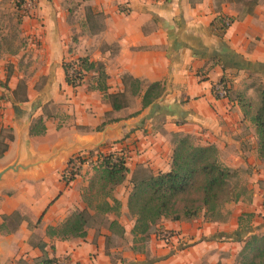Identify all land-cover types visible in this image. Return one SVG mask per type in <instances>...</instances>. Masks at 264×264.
<instances>
[{"label":"crops","instance_id":"obj_1","mask_svg":"<svg viewBox=\"0 0 264 264\" xmlns=\"http://www.w3.org/2000/svg\"><path fill=\"white\" fill-rule=\"evenodd\" d=\"M251 1L82 0L83 15L74 39L73 28L65 18L47 17L43 27L38 22L30 24V40L35 45L42 42L34 51L38 58L36 66L41 69L36 81L29 85L26 82L27 102L15 100L12 92L21 79L11 71L10 91L0 106L5 109L11 106L14 111L11 116L0 118V133L12 129L14 141L0 159V170L14 163L19 153V161L28 164L49 159L61 147L76 146L29 171L13 173L0 187L7 190L0 191V225L5 223V217L16 216L19 220L12 230L6 225L8 220L6 227H0V264L44 256L41 243H47L45 253L49 258L67 259L70 264H114L111 255L119 256L117 264H144V261H150L147 264H203L200 252L205 246L212 251L217 248L228 251L231 260L224 258L222 262L232 264L242 241L227 237L228 233L239 227L243 214L264 210L263 203L256 198L257 179L264 180L258 137L254 136L251 120L236 93L233 95L234 90H239L244 74L249 79L264 77V0H256L253 12L237 19L241 8ZM88 8L104 15L102 30L89 27ZM221 17L234 19L226 31L220 29ZM82 57L105 65L110 94L125 90L123 74L146 85L161 83L164 92L152 104L153 112L149 107L137 116L131 113L123 118L115 117L119 121L99 130L105 115L114 110L105 94L94 88L93 78L97 74L90 72L78 88L70 86L65 78L63 63ZM6 77L0 73L1 81ZM41 78L43 82L47 80L44 88L52 91L51 99L60 105L62 117L47 115V122L42 117L46 132L32 135L38 112L24 116L21 112L17 114L15 107L30 103L32 90ZM223 78L229 82L231 78L234 80L230 82L232 92L225 99L218 98L212 90ZM41 116L43 113L38 118ZM97 126L94 133L86 132ZM177 133L192 136L199 145L216 146L221 162L227 167L239 170L252 166L253 178H257H252L255 183L251 186L255 198L226 205L231 221L205 222L203 215L179 222L165 220L163 229L175 235L165 242L152 234L143 253H135L132 242L130 250L125 252L107 249L111 232L106 225L90 228L85 238L60 241L46 235L49 227L59 226L74 212L87 208L83 194L95 172L89 169L88 163L84 164L80 174L68 184L65 171L68 161L75 157L74 152L106 148L108 152L104 154L124 155L129 169L127 180L113 192L121 202L120 215L107 217L111 221L117 219L130 236L134 219L131 225H125L124 219L130 215L128 198L132 175L139 169L168 172L174 148L172 135ZM35 233L43 235L38 243L32 242ZM224 239L226 242L221 243ZM209 261L213 264L212 257Z\"/></svg>","mask_w":264,"mask_h":264},{"label":"trees","instance_id":"obj_2","mask_svg":"<svg viewBox=\"0 0 264 264\" xmlns=\"http://www.w3.org/2000/svg\"><path fill=\"white\" fill-rule=\"evenodd\" d=\"M24 2L25 0H20L19 6L21 9H23ZM256 4L257 1L252 0L244 5L239 11L237 19L240 20L251 14ZM86 19L91 29H103L104 25L100 23L104 20L102 13H97L88 8ZM225 19L226 17H221L218 20L221 26L220 29L223 31H226L234 22V19L230 18L231 24L226 26L224 25ZM92 22L96 23L95 26ZM63 69L66 82L73 88L82 86L85 77L90 72L96 73V77L93 78L96 82L94 88L105 94V98L116 112L129 107V97L141 98L142 109L132 116L141 114L164 92L161 83L146 85L142 80L129 74H123L122 80L125 90L110 94L108 93V75L105 65L102 62H93L89 57L65 61ZM11 76L12 73L9 71L6 80H0V87L10 91ZM221 81L229 87L228 92L230 95L232 88L229 80L223 78ZM12 93L17 102L28 101L27 86L24 81L20 82L17 89ZM236 97L245 115L250 118L251 123L256 128L259 155L264 157V86L259 90L260 103L254 109V112H251L253 107L251 102L248 101L246 93L239 92ZM15 109L18 110V107H15ZM117 121L119 119L106 121L99 127V130H102L107 124ZM5 131L2 130L0 133V159L8 151L9 143L14 141L13 130L8 129L7 135H4ZM45 132L46 126L43 118L40 117L33 124L31 133L32 135H41ZM172 143L174 148L168 172L153 173L139 169L132 175V190L128 198V210L130 216L134 219V228L130 232V236L133 237L132 250L135 253L145 251L152 233L155 232L156 236L160 237L165 232L162 226L163 221L179 222L203 215L205 222H219L223 217L224 207L241 200L242 193L238 191L237 185L233 183L235 178L238 177L239 170L227 167L221 162L220 153L216 146L199 145L192 136L182 133L173 134ZM95 158V173L83 194L87 208L74 212L61 225L49 227L46 235L52 240L67 241L85 238L88 230L94 227V223L98 221L101 215L104 219L99 221L100 224L104 225L108 221V229L111 232L107 237V249L110 248L114 235H120L121 238L127 239L126 231L119 221L117 219L111 221L107 217L108 214H114L116 217L120 215L121 202L114 197L113 192L127 180L129 169L126 165V158L124 155L115 153H99ZM87 161V159H82L80 156L71 157L65 171V181L68 184L80 172L81 167L77 172L73 170L75 165H83ZM245 217L253 218L254 214H243L239 219V229L243 228L242 221ZM8 219L10 217L4 218L5 223ZM5 223L0 227H6ZM244 228L250 236L246 241H242L245 244L239 253L240 264H264V235L253 233L250 231V226ZM170 234L175 235L172 231ZM236 235H240V233H236ZM237 240L241 241L239 238ZM46 246L47 243L40 244L44 256L33 261L22 258L19 260V264H58L61 259L49 258L45 253ZM52 248L55 249L54 246Z\"/></svg>","mask_w":264,"mask_h":264},{"label":"rangeland","instance_id":"obj_3","mask_svg":"<svg viewBox=\"0 0 264 264\" xmlns=\"http://www.w3.org/2000/svg\"><path fill=\"white\" fill-rule=\"evenodd\" d=\"M20 0H0V73L7 75V73L10 71H14L16 76L21 79L20 82L22 83H30L37 80L36 75L37 72L40 71L41 66H36V62L38 61V58L35 57L34 51L37 50V46L41 45L42 42L36 43V45L30 40V29H31V23L38 22L42 27V22L45 21L47 17H57V18H65L67 19L69 25L73 28L72 29V38L74 39L77 35V24L80 22V18L83 15V8L81 7L82 0H34V6L33 4L29 6V1H27L26 9H21L19 6ZM33 6V7H32ZM101 21V20H98ZM101 23V22H100ZM243 78L240 80L239 90H234L233 95L239 92L246 93V97L248 98V101L252 104V111L254 112V109L259 105L260 103V97H259V90L264 86V77L261 78L259 76H253L250 79L246 74H244ZM23 77V78H22ZM49 77L47 78V80ZM230 82H233V78H231ZM47 80L43 82V78L40 79V81L37 83L35 88L32 90L31 97L29 104L19 105V110H16L17 114L18 112H21L24 116H28L29 113H37V118L40 113H43L44 116H41L45 118L46 122L49 120L47 119V115H61V108L59 104H54L52 101V91L51 90H45L44 86L47 83ZM42 88H39L41 87ZM247 88V89H246ZM249 88H252L249 90ZM247 91H246V90ZM235 94V95H236ZM7 90H4L3 88H0V103L1 101L5 100L7 97ZM37 103L39 104L38 108L35 109V106H37ZM129 107L127 109H124L123 111L114 114L116 111H113L111 113H107V116L105 115V122H109V120L116 119L117 118H123L125 116L131 115L138 112L142 109L140 98H132L129 97ZM21 108V109H20ZM9 110V112H7ZM36 110V111H35ZM14 110L11 108V106L7 107V109L0 106V118H5L7 116H11V113ZM15 113V112H14ZM62 117V115H61ZM64 119H61V121ZM67 120V119H65ZM253 129L256 133V128L252 124ZM97 127H90L87 129L86 132L88 133H94L95 130H97ZM8 134V129L4 132V135ZM103 149V151H95L89 150L88 153H84L83 151H75L74 155L75 157H81L82 159H87L88 161L91 158L96 157L99 153L104 154L108 151ZM73 155V156H74ZM259 155V154H258ZM261 166L260 170H264V157L261 159ZM84 164H87L84 163ZM89 169H92L94 171L95 167L92 165H88ZM82 169V168H81ZM81 171V170H80ZM238 177L235 178L233 181L234 184L237 185L238 191L242 193L241 199H244L245 202L251 200L256 193L254 189L251 190L252 183L254 185L255 182H253V168L251 167H244L242 169H239L238 171ZM79 175V174H78ZM261 175H264V171ZM77 177V176H76ZM257 179V178H253ZM263 179V178H262ZM261 178L257 179L258 183V195L256 198L259 197L258 201L264 204V180ZM245 189V190H244ZM0 191H4L6 193L5 188H1ZM244 192V193H243ZM8 193V192H7ZM114 194V193H113ZM10 195V193H9ZM247 200V201H246ZM234 204V203H230ZM264 209V205H263ZM260 212L254 214L253 218H247L245 217L242 221V229H239V227L236 230L230 231L227 235V237L233 238L236 240L237 238L241 239V241H246L250 235L245 232L246 226H250V231H252L255 234L258 235H264V210L259 209ZM230 210L227 207H224L223 209V217L221 221L219 222H229L230 219ZM104 219L103 215H101L98 218V221L95 222L94 227L96 229H100L103 227L102 224H100V220ZM109 219V217H108ZM133 218L128 215L127 219H124L125 225H131ZM18 218L16 216L12 217L11 219H8V222L6 225L7 227L12 230L15 228V226L18 223ZM231 221V219H230ZM106 222V221H105ZM109 222L107 221L104 223V225L108 226ZM236 233H240V235H236ZM153 235H157L155 232L152 233ZM239 236V237H237ZM43 235L41 233H35L32 238L33 243H38L42 239ZM157 237V236H156ZM241 237V238H240ZM159 241H161V236L157 237ZM133 241L132 236L127 235V239L121 238L120 235H114L112 237V242L110 243V250L114 251H121L125 252L127 250H130L131 242ZM221 243L226 242L225 239L221 240ZM228 241V239H227ZM244 242L241 243V248L238 251V254L236 255V258H234V261H232V264H240V258L239 253L241 252ZM139 245V244H138ZM184 245V244H183ZM183 250V249H182ZM180 253V252H179ZM214 254V255H213ZM217 254V255H216ZM201 257H203L202 261L203 264H210L209 261L212 257V263L213 264H223L222 260L224 258H227L228 260H231V255L228 251L219 250L218 248L215 250H209L207 246L200 252ZM186 256V254H184ZM192 256V254L187 255ZM111 258L113 259V263L117 264V260L119 259L118 255H111ZM156 258V256H155ZM218 258V259H217ZM154 259L152 257L149 260ZM146 260V259H145ZM33 261V260H32ZM144 260H138L140 263ZM129 262V261H127ZM150 263V261H144V264ZM3 264H19V260L14 261H7ZM58 264H70L67 262V259H62L58 262ZM126 264V263H123ZM228 264V263H226Z\"/></svg>","mask_w":264,"mask_h":264},{"label":"water","instance_id":"obj_4","mask_svg":"<svg viewBox=\"0 0 264 264\" xmlns=\"http://www.w3.org/2000/svg\"><path fill=\"white\" fill-rule=\"evenodd\" d=\"M151 108V113L153 112V105L150 106ZM76 145L74 146H70V147H61L58 152L51 156L49 159L47 160H39L35 163H28V164H25V163H22L19 161V156L21 153H19V156L17 157V160L8 165L7 167H5L4 169L0 170V187L2 185H4L7 181V177L13 175L14 174H18V173H21V171H29L31 168H34L35 166H39L40 164L42 163H45V162H48L50 160H52L53 158L57 157L62 151H69L71 150L72 148H74ZM81 147L83 148H88V145H80Z\"/></svg>","mask_w":264,"mask_h":264},{"label":"built area","instance_id":"obj_5","mask_svg":"<svg viewBox=\"0 0 264 264\" xmlns=\"http://www.w3.org/2000/svg\"><path fill=\"white\" fill-rule=\"evenodd\" d=\"M27 1H29V6H31L34 3V0H25V2L23 4V8H25V9H26ZM34 4H33V6H34ZM230 24H231L230 23V19L226 18L224 20V25L230 26ZM228 88L229 87L226 86V83L225 82H222L220 80V81H218L217 83H215L213 85L212 90H213L214 95H216L218 98L225 99V98H228L229 97ZM87 163H88V165H92L93 164V166H95V164H96V158L94 157L93 159H90L89 161H87ZM83 165L77 164V165H75V167L73 168V170L75 172H77L80 169V167L82 168ZM78 174H80V172ZM78 174H77V176H78ZM172 237L173 236L168 231L163 232L162 235H161V239L163 241H165V242H168Z\"/></svg>","mask_w":264,"mask_h":264}]
</instances>
